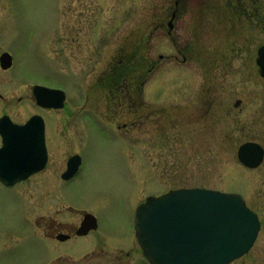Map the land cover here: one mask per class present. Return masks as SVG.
Segmentation results:
<instances>
[{"label":"rangeland","instance_id":"obj_1","mask_svg":"<svg viewBox=\"0 0 264 264\" xmlns=\"http://www.w3.org/2000/svg\"><path fill=\"white\" fill-rule=\"evenodd\" d=\"M177 1L0 0V54L15 58L0 93L22 74L70 90L47 171L0 183V264H147L135 213L182 188L241 194L261 229L230 264H264V161L248 169L237 156L246 142L264 146V0ZM74 154L80 168L63 183ZM85 212L97 231L45 238L49 221L79 226Z\"/></svg>","mask_w":264,"mask_h":264},{"label":"water","instance_id":"obj_2","mask_svg":"<svg viewBox=\"0 0 264 264\" xmlns=\"http://www.w3.org/2000/svg\"><path fill=\"white\" fill-rule=\"evenodd\" d=\"M173 28L171 21L170 30ZM11 60L12 57L5 54L3 67H10ZM257 64L264 78V45L258 51ZM40 89L48 92L45 96L47 106L62 107V91ZM240 103L238 101L236 107ZM4 131L7 135L4 137L5 146L0 150L3 161L0 163V177L6 183H17L45 167L47 154L43 130H40L39 161L33 164L17 160V128L13 126ZM237 156L244 166L254 169L262 164L264 149L255 142H247L239 147ZM80 162L79 156L70 161V168L64 176L66 179L75 174L76 170L71 168ZM19 167L31 168L22 173ZM135 224L136 237L150 264H230L251 250L260 230L257 215L246 206L241 195L206 189L174 191L156 201L150 198L147 206L138 208ZM97 226V219L88 214L79 234L85 235ZM59 239L63 241L65 238Z\"/></svg>","mask_w":264,"mask_h":264},{"label":"flooded vegetation","instance_id":"obj_3","mask_svg":"<svg viewBox=\"0 0 264 264\" xmlns=\"http://www.w3.org/2000/svg\"><path fill=\"white\" fill-rule=\"evenodd\" d=\"M179 2H180L179 0L176 2L177 6L179 5ZM174 17H175L174 20L178 18V10L173 12L172 18ZM174 27H175V24H174ZM168 28H169V24H168ZM4 53H6V51L0 54V68L2 69V71L8 72V71H11L13 67L15 66V58L13 56L12 66L8 69H4L1 65V57ZM161 58L163 59L162 56ZM15 83L17 84V87H15L14 91L0 93V112H2V115L0 116V121L3 119H5L6 121L5 126H3L1 130L5 128H9L8 126L11 125L10 123L18 127H23L27 125L31 120H34V124L31 125L28 131H25V132L21 131V132H18L17 134V141H18V145L16 146V153L18 154L17 160L21 163H33V162L39 161L38 160L39 153H38L37 147L39 145L40 128H42L44 131V141H45V147H46V153H47V162H46L45 167L41 171L33 173L28 178H26V180L22 181V182H28L44 174L53 161V152H52L53 142H54L53 126H54V123L56 124V118L59 116H62V122L64 124H68L69 122V119H70V108H69L70 90H69V85H68L67 80L64 81L63 84L61 85L59 83L57 84L51 81L50 79L37 80L36 78L29 77L27 74L16 75ZM39 86H43V87L50 88V89L62 90L65 96L63 106L61 108H55V107L47 106L44 103H42L43 102L42 97L45 95V92H44L45 90H36V88ZM124 128H126V126ZM1 130H0V150L4 147V136ZM66 143L67 142L64 140L63 144H66ZM71 158L72 156H69L66 159L65 168L59 175L61 179L63 180L62 181L63 183L72 181L73 178L76 176L75 175L71 179H68V180L64 178V175L69 168V162ZM1 161L2 160L0 157V162ZM21 169H23V167H21ZM0 183L6 185L5 183L1 181V179H0ZM21 183H18V184H21ZM85 215H86V212L83 213V218L79 226H73V225H70L64 222L56 223L54 220L49 221L48 225L46 226L47 231H46L45 238L53 242L63 244V243H66L72 240L73 238L79 239L82 237L89 236L92 232L97 231L99 227L95 230H91L87 235H84V236L79 235L78 230L82 225ZM60 237H63L65 239L61 241L59 239ZM127 256L128 257L130 256V252H127ZM61 257L62 256L58 258H61ZM125 259L126 257L120 258V257L113 256V260L116 263L121 264L122 262L125 261ZM144 260L145 262H147L145 258Z\"/></svg>","mask_w":264,"mask_h":264}]
</instances>
